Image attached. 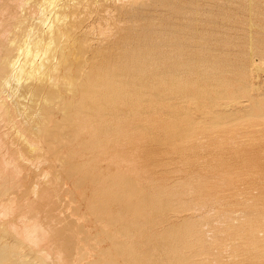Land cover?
I'll return each mask as SVG.
<instances>
[{"label": "bare ground", "instance_id": "obj_1", "mask_svg": "<svg viewBox=\"0 0 264 264\" xmlns=\"http://www.w3.org/2000/svg\"><path fill=\"white\" fill-rule=\"evenodd\" d=\"M209 3L0 0V264H264L249 67L156 42Z\"/></svg>", "mask_w": 264, "mask_h": 264}, {"label": "rangeland", "instance_id": "obj_2", "mask_svg": "<svg viewBox=\"0 0 264 264\" xmlns=\"http://www.w3.org/2000/svg\"><path fill=\"white\" fill-rule=\"evenodd\" d=\"M211 2L207 5V9L210 11L200 15L197 20L199 29L194 28L190 31L175 32L171 31L172 27H168V29L159 32L160 35L156 42L160 43V59L162 61L180 59L182 57L179 54H174L180 50L190 51V53H203V55H192V58H194V61L198 58L199 60L223 62L229 68L223 76L231 77L235 84L240 82V74L238 72L242 69L241 67L248 66L249 79L256 88L254 89L253 87L252 89V91L255 90L252 98L253 100L255 98L261 100L263 102L262 107H264V0H211ZM1 18L2 14H0V20ZM251 22L257 24L254 23V25ZM179 28L178 25L176 29ZM100 34L97 35L101 36ZM97 35H94L90 41L93 39L95 41ZM169 38H177L176 40L180 47L172 48L171 45L165 44V40ZM171 52L173 53L170 55ZM166 53H169V55H166ZM251 63H253L252 67ZM260 82H262V88L257 89V87L261 86L259 85ZM260 92L261 94H259ZM7 97L10 98V96ZM257 110H259V107H255V111ZM237 111L239 114L243 113L241 110ZM19 116L20 114L17 113V117ZM263 120L264 116L251 115L250 117L238 118L231 122L240 124L239 122L242 121L241 124L243 125H247L251 121L258 123L255 134H253L256 139L255 143L249 142L251 137H243L242 135H236L234 138H237V141L233 138L235 142L233 140L232 142L234 144L237 142L240 146H246V144L253 146L257 151V155L264 159V136H261L264 127ZM200 147L198 146V148ZM236 155L241 154L236 153ZM67 184L69 185L70 183L68 182Z\"/></svg>", "mask_w": 264, "mask_h": 264}]
</instances>
